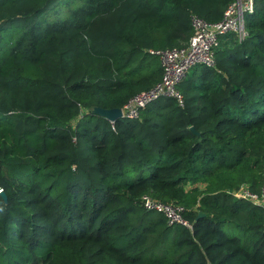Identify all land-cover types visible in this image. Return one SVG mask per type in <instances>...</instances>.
<instances>
[{
  "label": "trees",
  "instance_id": "trees-1",
  "mask_svg": "<svg viewBox=\"0 0 264 264\" xmlns=\"http://www.w3.org/2000/svg\"><path fill=\"white\" fill-rule=\"evenodd\" d=\"M232 1L0 0V264H264V210L230 193L264 173V0L180 82L182 105L91 112L153 86L150 51Z\"/></svg>",
  "mask_w": 264,
  "mask_h": 264
},
{
  "label": "built area",
  "instance_id": "built-area-1",
  "mask_svg": "<svg viewBox=\"0 0 264 264\" xmlns=\"http://www.w3.org/2000/svg\"><path fill=\"white\" fill-rule=\"evenodd\" d=\"M256 1L258 0H233L226 8L223 17L216 22L192 16L193 33L186 43L181 46L151 50V53L159 57L162 67L161 78L153 86L136 93L124 103L120 107L122 117L138 119L146 105L162 98H172L177 104L182 105L183 96L178 88L180 82L196 65L215 66V48L221 35L234 33L239 39L246 36L245 19L253 12ZM230 193L234 198L249 201L264 210V173L258 191L251 190L248 184H242ZM140 201L144 209L160 212L169 223L192 228V224L183 217V206L164 203L152 198L148 193L142 194Z\"/></svg>",
  "mask_w": 264,
  "mask_h": 264
},
{
  "label": "water",
  "instance_id": "water-1",
  "mask_svg": "<svg viewBox=\"0 0 264 264\" xmlns=\"http://www.w3.org/2000/svg\"><path fill=\"white\" fill-rule=\"evenodd\" d=\"M91 112L93 114H97L106 118L109 122H115L117 119L122 118L121 108L113 107V108H101V107H94ZM193 129V128H192ZM204 213L198 212L197 218L203 216Z\"/></svg>",
  "mask_w": 264,
  "mask_h": 264
},
{
  "label": "rangeland",
  "instance_id": "rangeland-1",
  "mask_svg": "<svg viewBox=\"0 0 264 264\" xmlns=\"http://www.w3.org/2000/svg\"><path fill=\"white\" fill-rule=\"evenodd\" d=\"M164 100H165V98H162V99H161V101H164Z\"/></svg>",
  "mask_w": 264,
  "mask_h": 264
}]
</instances>
